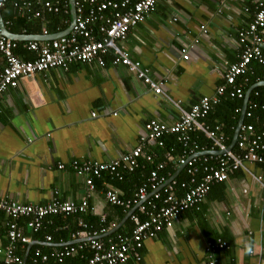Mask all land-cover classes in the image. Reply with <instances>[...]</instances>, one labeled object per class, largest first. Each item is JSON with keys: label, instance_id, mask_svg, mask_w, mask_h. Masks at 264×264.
<instances>
[{"label": "crops", "instance_id": "1", "mask_svg": "<svg viewBox=\"0 0 264 264\" xmlns=\"http://www.w3.org/2000/svg\"><path fill=\"white\" fill-rule=\"evenodd\" d=\"M256 1L159 0L156 10L131 29L122 46L153 76L165 79L164 89L172 101L154 94L126 67L109 62L105 67L77 62L67 70L51 69L19 80L0 99V199L26 205H46L54 198L80 202L88 187L73 171L72 162L112 161L138 145L147 121L176 122L180 118L176 101L190 110L202 97L214 95L224 84L229 65L238 60V32L250 21L245 9ZM184 47L189 49L188 60L183 58ZM154 161H166L165 153L157 150ZM61 164L64 169H59ZM152 167L127 172L122 181L107 174L96 179L89 198L94 210L80 221L88 219L90 230L102 229L103 215L106 224L116 223L114 231L101 235L105 242L119 230L130 235L134 223L121 207L107 202L105 192L113 187L131 197ZM249 168L253 174L261 171L259 166ZM1 218L6 220L2 214ZM18 223L25 227L24 219ZM0 228L6 247L4 223ZM24 231L33 239L30 231ZM220 240L228 248L214 253L215 264H264V193L246 170L213 186L200 207L182 213L171 230L146 240L142 260L134 264H210L207 244ZM52 245L59 244L33 240L19 252L25 250L24 257L32 260L37 246ZM3 258L0 255V264Z\"/></svg>", "mask_w": 264, "mask_h": 264}, {"label": "built area", "instance_id": "2", "mask_svg": "<svg viewBox=\"0 0 264 264\" xmlns=\"http://www.w3.org/2000/svg\"><path fill=\"white\" fill-rule=\"evenodd\" d=\"M158 2L75 0L76 17L69 34L53 40L25 42L24 48L35 54L33 60H25L17 54L19 41L6 36L0 25V99L10 88H16L23 78L31 80L37 74L51 69L67 70L77 62L96 63L101 67L109 62L113 66L126 67L130 74L141 80L154 94L172 101L164 89L165 79L153 76L150 68L134 59L122 46L131 29L144 22L156 10ZM8 3H12L19 14L39 19H43L46 13L58 14L64 7V12L69 13L67 7H70V1L68 6V3L59 0H0V9ZM245 11L249 13L250 21L246 28L238 32V60L229 65L223 77L224 84L217 87L214 95L202 97L190 110L182 109L181 103L176 101L180 110V118L176 122L168 124L155 119L147 121L138 145L112 161L72 162L73 171L85 180L88 187L87 195L80 202L54 198L46 205H26L10 198L0 199V223H4L8 239L6 247L0 240V255L4 257L1 264H40L51 260L64 263L73 257L84 258V264L138 263L142 260L140 251L146 240L156 238L166 229L171 230L182 213L198 209L213 186L228 182L236 172H250L264 193V121L260 129L254 124L244 123L234 148L229 150L224 127H211L207 120L211 111L225 98L245 100L249 83L247 75L253 71V64L264 66V0H257L252 8H246ZM4 23L6 27L9 25L8 22ZM202 30L207 34L205 26ZM50 35L48 29L43 27L42 34L34 36ZM23 36L28 34L24 31ZM182 52L184 60H188V47H184ZM239 79L243 80L237 83ZM261 85H264V78L257 79L256 85L251 87L252 92ZM259 95L260 91H255V96ZM249 105L250 100L245 118H252V110L258 107L257 103ZM236 112L242 114L243 108ZM196 132H201L210 146H202L195 141L192 134ZM166 136L178 137L180 154H175L174 148H165ZM157 150L165 153L166 161L155 163ZM170 163L175 170L172 176L171 172L165 173ZM149 164L153 167L149 170L146 182L131 197H124L113 187L105 192L107 202L123 208L129 220L134 223L130 235L120 233L105 242L100 239L101 235L114 231L116 223L107 224L100 230H88V225L81 220V229L71 236V242L75 243L52 245L53 248L48 252L37 248L32 260L25 262L19 249L31 244L33 239L24 229L36 234L54 216H84L90 213L94 208L89 198L96 189V179L107 174L122 181L125 173L143 171ZM250 166H259L261 171L253 174ZM64 167L59 165V169ZM182 170H185L187 180H178ZM1 214L6 220H2ZM20 219L26 222L24 228L18 223ZM102 222L107 223L106 215H103ZM45 241L53 242L52 236L47 235ZM227 246L222 240L207 244L210 264H215L214 253ZM87 249L92 252L91 257L83 255Z\"/></svg>", "mask_w": 264, "mask_h": 264}, {"label": "trees", "instance_id": "3", "mask_svg": "<svg viewBox=\"0 0 264 264\" xmlns=\"http://www.w3.org/2000/svg\"><path fill=\"white\" fill-rule=\"evenodd\" d=\"M52 1H56V0H52ZM59 1L63 3H68V6H69V0H59ZM67 9L69 10V13L64 12L66 10L64 7L63 11L58 14L46 13L43 19L34 18V17L29 18V17L19 14L17 10L12 6V3H8V5L5 8H2L0 10H1V14H2L4 22L9 23V25L7 26V29L13 34L22 35L23 32L25 31L28 35H40L42 34L43 27L46 25L48 32L54 35L60 32H64L70 26V23H71L70 7H67ZM24 44L25 42H21V41L18 42V49L16 51L17 54H19L25 60H33L35 58V54L25 49ZM247 77L249 78L248 86H246L247 87L246 89L248 92L251 89V87L256 85L258 78L260 79L264 78V66L259 65V64H253V71L250 72L247 75ZM242 80L243 79H239L237 83H240ZM263 90H264V85H261L255 88V91H260V95L258 97L255 96V91L251 93L250 105L253 103H257L258 107L252 110V113H253L252 118H247V117L245 118L246 124H254L257 127V129H260V127L262 126V122L264 121V93H263ZM243 104H244V100L227 98L220 105L216 106L211 111L208 117V123L212 125L213 127L218 124L223 125L224 131L227 136L228 146H230L232 143L234 131L238 125V122L241 116V113H237L236 110L242 109ZM213 118H216L219 121L214 123ZM168 137H169V140L165 142L167 150L174 148L175 152L179 150L181 151V144L178 140V137L177 136H168ZM192 138L202 146H206V144L208 143L205 136L201 132L193 133ZM167 171L171 172V176L175 173L174 167L171 163L168 164ZM200 176L201 175H199V177ZM177 178L178 180H187L188 176L185 173V170H182ZM120 209L124 210L123 208H120ZM123 212H124V216L127 215L125 211ZM81 216L83 215H73L69 217H63V216L52 217L51 219L53 220V224L45 223V225L43 226L40 232L33 234V240L41 241L45 238L46 235H51L53 243L55 244L67 243L69 241L68 239L72 236V234L81 229L79 226V221H80L79 218ZM83 220L87 222L86 223L84 221L88 225V230H90L89 224H91V222L88 221V219H83ZM106 225L104 224L103 227H105ZM120 232L121 230H119L118 232L114 234H111L110 237L108 238L109 239L110 238L112 239L113 237L115 238L118 234H120ZM37 247H40L44 252H48L52 249V247L48 248L45 246H37ZM24 252L25 250L19 253L23 255ZM83 255H85V257L86 256L91 257L92 252L89 251V249H87L84 251ZM27 261L28 262L31 261L30 256L28 257ZM84 263H85L84 258L81 259V258L73 257V258L66 259L64 264H84ZM40 264H60V263L54 260H51L47 263L41 262Z\"/></svg>", "mask_w": 264, "mask_h": 264}, {"label": "water", "instance_id": "4", "mask_svg": "<svg viewBox=\"0 0 264 264\" xmlns=\"http://www.w3.org/2000/svg\"><path fill=\"white\" fill-rule=\"evenodd\" d=\"M70 1V7H71V17H72V23L71 25L67 28V30L63 33H60V34H54V35H50V36H47V37H44V38H39L38 36H34V35H28V36H22V35H16V34H13L11 33L7 27L5 26V23H4V20H3V17H2V14H1V10H0V25H1V28L4 30V34L6 36H8L9 38L11 39H14L16 41H26V40H38V39H43V40H53L57 37H60L61 35H65V34H69L73 25H74V19L76 17V8H75V0H69ZM251 93H252V90L250 89L248 92H247V95H246V98L244 100V106H243V112L241 114V117H240V120H239V123L237 125V128H236V131L234 133V136H233V140H232V143L229 147V150H232L238 140V135H239V132H240V129H241V126L244 124V119H245V113H246V110H247V107H248V103H249V100H250V97H251ZM76 241H73L71 243H75ZM32 247V245H30V248ZM27 257H25V262L27 261Z\"/></svg>", "mask_w": 264, "mask_h": 264}]
</instances>
